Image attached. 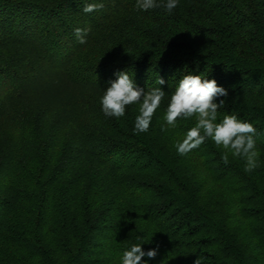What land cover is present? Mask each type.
Returning a JSON list of instances; mask_svg holds the SVG:
<instances>
[{"label":"trees","instance_id":"1","mask_svg":"<svg viewBox=\"0 0 264 264\" xmlns=\"http://www.w3.org/2000/svg\"><path fill=\"white\" fill-rule=\"evenodd\" d=\"M62 1L58 7L49 3L35 9L34 0H0V16L11 14L12 23L22 26L33 15L36 28L46 19L56 22L57 32L63 28L70 34L60 38L63 45L52 39L56 32L41 41L33 33L30 39L21 37L28 44L37 40L31 67L50 64L92 88L110 86L107 79H117L121 71L145 91L159 87L160 77L168 95L184 75L215 79L228 91L216 101H224L219 119L236 115L256 127L259 167L245 172L244 160L230 154L225 165L224 150L210 139L179 155L175 145L194 119L161 136L153 125L140 134L133 126L114 128L131 143L118 141L102 151L104 156L96 155L103 169L86 173L85 187L75 169L59 170L48 157V164L25 174L24 187L18 188L9 157L0 162V242L6 244L0 248V264H120L123 252L137 243L145 252L157 250L154 259L143 258L146 264H195L197 259L199 264H264V0H185L171 13L163 7L138 9L136 0H97L105 5L99 21L95 12L69 19L67 0ZM126 11L146 18L131 31L135 57L109 62L89 56L98 62L81 66L77 55L96 39V30ZM75 28L90 29L85 44L77 42ZM10 87L1 89L0 126L19 136L18 145L27 140L24 131L36 126L17 120V99L25 87ZM43 148L40 158L49 153ZM109 170L116 183L107 191ZM16 203L28 206L20 226L12 227L10 211Z\"/></svg>","mask_w":264,"mask_h":264},{"label":"rangeland","instance_id":"2","mask_svg":"<svg viewBox=\"0 0 264 264\" xmlns=\"http://www.w3.org/2000/svg\"><path fill=\"white\" fill-rule=\"evenodd\" d=\"M99 1L67 0L64 4V10H68L71 15L67 14L66 17L75 19L77 13L86 17L87 13L77 5H83L84 7L85 3ZM34 2L37 3L35 9H39L40 5L44 6V4L49 3L58 7L63 1L34 0ZM183 2L185 0H178L180 6L184 5ZM22 6L25 7L24 5ZM77 8L81 10H77ZM102 11L103 9L94 11L96 14L95 21H99ZM128 11L113 18L108 17L106 27L96 30L94 33V38L96 39L89 41L77 55L81 66L86 65V68L91 67L96 60L95 58H104L112 62L114 59L128 60L135 57L133 50L136 47L133 44L134 37L131 35V31L139 19L145 20L146 18L140 13L132 15ZM108 13L111 16L113 9H110ZM10 16L11 14L6 16L2 14L0 16V93L1 89L8 85L11 86V91L14 88L21 90L22 87H25V89L21 90L22 92L19 91L17 99L20 102L17 120L25 123L32 122L35 124L36 129H31L28 132L22 128L21 132L24 131L23 134L25 135L23 138L27 137V140L17 145L15 141H18L19 136H15L12 133L13 131H10L6 125L5 127L0 126V162L2 160L5 161L9 157L14 158V161L8 159L13 167V184L21 189L24 187L25 174H29L35 169L48 164V157H51V165L57 167L59 170L60 168H62L61 170L75 169L73 173L77 174L78 182L82 187H85L89 182L86 173H100L103 169V166L96 162L94 157L104 156L102 151H107L118 141L131 143L129 138L122 139L119 137L115 133L114 128L117 129L119 126L134 127L139 105L128 106L125 115L119 119L107 117L102 112L100 100L104 91L109 86H105V88H92L91 86H84L81 83L77 84L69 79L63 71L47 63L46 65L35 64L32 68L30 60L34 57L36 58V50L33 49V47H36L35 41L47 39V37H50L49 34L54 35L56 32V35L52 39L55 43L63 45V41L61 42L60 38L62 39L64 35L66 36L69 33H66L63 28L57 32L55 21L42 20L40 28H36L37 21H35L33 15L26 16L22 26L14 22L13 24L11 21L13 16ZM82 24V26L86 25V23ZM98 25L100 24H97L95 28ZM23 29H25L24 33L22 32ZM43 29H50L52 32L50 33V30L42 31ZM18 30H20V33ZM30 33H33L37 37V40H32L34 41L33 44L32 42L28 44L22 41L23 39L21 38H32L30 37ZM42 35L45 37H41ZM119 38L122 39V42L118 41ZM23 51L27 56L24 55ZM29 56L31 57L29 58ZM49 56H52V54ZM89 56L95 59L94 62ZM107 81L110 83V79H107ZM170 96L165 94L150 125V127L154 126L153 129H157V133L160 136L163 133L164 135L167 133V131L161 130V125L164 124L163 117ZM184 121L186 120L180 119L177 123ZM127 130L129 131V129ZM158 139L161 141L160 138ZM105 140L107 143L103 145L106 142ZM35 141H37L38 145L35 144ZM43 146L48 149L49 153L43 154L40 158L39 156L44 149ZM107 172L109 173L107 178L109 180L108 185L105 186L107 191H109L116 183V177L113 176V173L111 174L110 170ZM103 174L105 175L104 172H102ZM140 177L139 179H141ZM27 206L22 208L21 204L16 203V206L10 211L11 218H9L13 222L12 227L20 226L25 217L24 209ZM4 244V242L3 244L0 242L1 249H6Z\"/></svg>","mask_w":264,"mask_h":264},{"label":"clouds","instance_id":"3","mask_svg":"<svg viewBox=\"0 0 264 264\" xmlns=\"http://www.w3.org/2000/svg\"><path fill=\"white\" fill-rule=\"evenodd\" d=\"M104 6L103 2L85 3L83 11L92 13L103 9ZM177 6L178 0H165L162 4L157 0H136V7L144 11L163 7L171 13ZM89 31L88 28H75L77 42L85 44ZM116 76L117 79L110 81V86L101 97L102 112L107 117L119 119L125 115L128 106L139 105L134 132L136 134L147 132L153 116L165 97V91L160 87L165 84V80L158 77L156 84L159 87L145 91L134 83L127 71L118 72ZM227 95V89L218 86L215 79L209 80L201 75H184L169 98L161 130L168 131L170 128H175L180 119H194V126L175 145L179 155H187L210 139L218 148L224 150L221 159L225 165L229 163L230 154L242 158L245 162L244 171L251 173L259 167L257 129L252 123L236 115H224L219 119V109L224 106V101L220 100L219 103L216 101L218 97ZM137 239L139 240L140 237L138 236ZM141 245L133 244L125 250L120 258V264H146L143 260L145 256L149 259L156 257V249L145 252ZM195 264H199L198 259Z\"/></svg>","mask_w":264,"mask_h":264}]
</instances>
